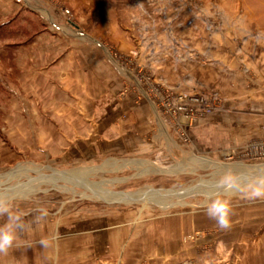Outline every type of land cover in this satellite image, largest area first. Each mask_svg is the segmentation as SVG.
Instances as JSON below:
<instances>
[{
    "label": "rangeland",
    "instance_id": "1",
    "mask_svg": "<svg viewBox=\"0 0 264 264\" xmlns=\"http://www.w3.org/2000/svg\"><path fill=\"white\" fill-rule=\"evenodd\" d=\"M7 1L22 5L23 21L0 22V46L31 44L36 10ZM31 1L86 33L72 44L100 43L128 104L117 116L86 103L76 117L77 103L69 115L60 99L43 100L22 134L0 113V194L25 222L48 210L0 264H264V201L234 196L229 231L203 207L225 171L264 172V0ZM245 4L251 28L239 23ZM14 68L0 58V74L19 85ZM145 99L160 130L126 118ZM53 236L48 249L38 243Z\"/></svg>",
    "mask_w": 264,
    "mask_h": 264
},
{
    "label": "crops",
    "instance_id": "2",
    "mask_svg": "<svg viewBox=\"0 0 264 264\" xmlns=\"http://www.w3.org/2000/svg\"><path fill=\"white\" fill-rule=\"evenodd\" d=\"M23 1L26 7L36 10V14L30 17V29H27L35 31L31 44L0 46V58L7 60L8 65L15 66L14 76L19 83V85L12 83L0 74V113L9 119V123L15 119V128H12L11 132L22 134L26 126L24 119L39 118V108L35 103L43 100L55 102L60 99L59 101L64 103L63 111H67L68 114L72 109L71 103H77L74 114L76 117L78 113L86 117V103H98L97 107L111 108L116 110L117 116L121 115L119 110L124 111L128 103L119 101L117 97L120 78L117 70L104 59L100 43L95 47L72 44V36L79 40L86 38V33H79L81 29L77 24H61L50 11L43 10L42 14H39L38 8L31 0ZM241 3L242 1L240 6ZM246 6L245 4V14H240L239 23L244 28H251L253 12ZM21 9L22 5L15 2L0 0V22L14 14V21L19 22V26L22 27ZM40 16L43 18L41 21ZM72 27L75 29L72 30ZM256 28L257 37L263 39L264 28H259L257 24ZM247 31L240 29L239 34L251 37V33L247 35ZM260 50L262 54L264 48L261 47ZM29 92L30 98L26 96ZM259 93L256 101L263 104L264 93ZM29 103L33 104L29 107ZM142 105L146 110L142 106L131 105L126 118L136 121L139 126L148 124L152 128L155 125L160 130L161 125L165 124L153 103L145 99ZM96 106L94 105V108ZM244 113H247L246 109ZM261 116L264 117V113Z\"/></svg>",
    "mask_w": 264,
    "mask_h": 264
},
{
    "label": "clouds",
    "instance_id": "3",
    "mask_svg": "<svg viewBox=\"0 0 264 264\" xmlns=\"http://www.w3.org/2000/svg\"><path fill=\"white\" fill-rule=\"evenodd\" d=\"M218 192L208 197L203 205L207 217L215 221L221 231H229L233 227L234 209L232 198L238 196L247 201H264V172L225 171L217 180ZM38 215L34 221L25 222L23 214L13 210V202L7 196L0 194V217H5V223L0 225V255L6 256L9 251L18 246L19 234L30 232L33 223H40L48 216L46 208L37 209ZM57 237H45L38 241L40 246L48 249Z\"/></svg>",
    "mask_w": 264,
    "mask_h": 264
},
{
    "label": "built area",
    "instance_id": "4",
    "mask_svg": "<svg viewBox=\"0 0 264 264\" xmlns=\"http://www.w3.org/2000/svg\"><path fill=\"white\" fill-rule=\"evenodd\" d=\"M262 145H264V144H262Z\"/></svg>",
    "mask_w": 264,
    "mask_h": 264
}]
</instances>
